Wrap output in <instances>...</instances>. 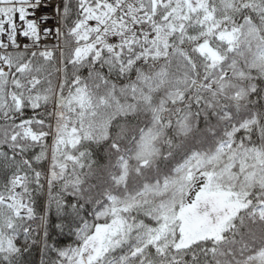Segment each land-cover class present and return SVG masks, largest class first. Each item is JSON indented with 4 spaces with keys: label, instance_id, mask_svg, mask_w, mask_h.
<instances>
[{
    "label": "trees",
    "instance_id": "16d2710c",
    "mask_svg": "<svg viewBox=\"0 0 264 264\" xmlns=\"http://www.w3.org/2000/svg\"><path fill=\"white\" fill-rule=\"evenodd\" d=\"M145 2L156 43L171 45L168 57L145 58L126 74L97 64L102 75L92 77L88 67L73 69L58 57L39 74L35 89L28 79L0 86V113L37 95L49 97L34 117L43 119L47 138L39 135L40 125L0 115V132L15 119L37 135L0 143V256L13 244L21 249L11 264H59L58 250L72 257L79 249L85 251L66 264H89L92 243L121 230L127 238L110 253L117 259L264 264V218L255 212L264 206V0ZM193 37L202 55L193 52ZM224 142L230 146L222 152ZM42 150L47 159L37 164L33 156ZM210 181L212 190L240 202L217 232L200 198L189 201L196 186ZM72 204L79 217L65 214ZM45 205L47 239L40 218ZM100 205L108 213L96 220ZM29 207L37 211L34 220L26 218ZM82 221L87 230L79 233L73 225ZM88 236L95 241L86 247Z\"/></svg>",
    "mask_w": 264,
    "mask_h": 264
},
{
    "label": "snow or ice",
    "instance_id": "6c2138e0",
    "mask_svg": "<svg viewBox=\"0 0 264 264\" xmlns=\"http://www.w3.org/2000/svg\"><path fill=\"white\" fill-rule=\"evenodd\" d=\"M110 3V0H0V86L7 88L8 81L11 80L13 87H16L24 79H28L32 83L33 89L41 83L39 74L45 70L46 65L55 61L58 57L70 64L73 69L83 67L89 68V77L102 75L96 71V65L99 64L102 68L106 67L108 73L126 74L133 69L139 70L140 63L145 58L152 57L153 59L163 56L168 57V48L170 44H165L163 48L156 43L155 36L151 40L145 39L142 43L133 39L132 42L121 43L119 40L113 41L107 47V53L97 50L95 45L88 38L85 42V31L91 29L99 21L92 19V14L99 15L105 7ZM250 18V17H249ZM264 19V17H261ZM86 26V27H85ZM151 35V33H149ZM232 41L230 40L229 43ZM183 43V40H180ZM199 43L193 37V52L202 55L196 44ZM223 59V56H221ZM207 67V65H206ZM207 79V76H205ZM75 83H80L79 72L73 76ZM18 91V89H17ZM49 91L51 89L49 88ZM83 90L76 89V93L80 94ZM255 91V89L253 90ZM48 95H37L34 101H25L22 107H17L12 113H0L5 118L9 115L20 117L19 125H40L39 135L47 138L48 133L43 131V119H35L39 108L43 105L40 101L47 103ZM76 99L71 96L70 100ZM25 109H30L32 115H28ZM15 125V126H13ZM9 125L0 132V143H6L9 139L19 143L27 141L29 137L33 141L37 139V135L32 127L23 128L15 124ZM59 124L57 125L59 131ZM231 135V133H227ZM47 159L46 153L42 150L33 156V161L37 164L43 163ZM55 168V163L51 166ZM42 173L37 171L36 183L40 185V177ZM55 177V172H52ZM52 181H49L51 185ZM62 206L58 211L63 210ZM70 212H65L67 215L79 217V209L76 204L68 205ZM48 205H45V211L41 214V223L45 227L44 238L47 239L48 232L46 230L48 221L45 216L48 214ZM108 209L104 205H100L94 211L96 220L106 216ZM37 211L34 207L26 209V218L34 220ZM25 217H19L23 220ZM123 224V221H120ZM57 227L62 231L65 225L59 223ZM73 227L79 233H84L87 230V223H76ZM128 231H131L129 226ZM27 236V229H25ZM120 238H117V237ZM127 238V233L121 230L120 232H111L104 239L99 241V245L95 242L91 245V250L88 254L89 264H144L139 257L136 261H127L126 257L114 258L110 255L122 243V240ZM89 241H95V238L88 236L84 240L86 247ZM55 249V246H54ZM19 246L13 244V251L0 256V264H11V257L20 254ZM85 249L73 250L72 257L78 254H83ZM140 251V249H137ZM57 255L61 258L59 264H66V260L72 259L67 253L62 250L57 251ZM136 257V252L132 253ZM73 264H81L80 261H73Z\"/></svg>",
    "mask_w": 264,
    "mask_h": 264
},
{
    "label": "built area",
    "instance_id": "2783aa9c",
    "mask_svg": "<svg viewBox=\"0 0 264 264\" xmlns=\"http://www.w3.org/2000/svg\"><path fill=\"white\" fill-rule=\"evenodd\" d=\"M109 4L113 9L111 18L116 20L123 19L126 28L119 32H111L104 35L105 42L108 45L115 40H119L121 43L132 42L134 38L142 43L145 38L152 37V33L149 35L144 24L147 16L140 12L142 4L139 0H110ZM91 30L95 33L94 37L102 36L105 32H109V24L94 25ZM85 33L90 37V29H87Z\"/></svg>",
    "mask_w": 264,
    "mask_h": 264
},
{
    "label": "rangeland",
    "instance_id": "374dc122",
    "mask_svg": "<svg viewBox=\"0 0 264 264\" xmlns=\"http://www.w3.org/2000/svg\"><path fill=\"white\" fill-rule=\"evenodd\" d=\"M98 46V44L96 45ZM28 87L33 90V85L32 83L28 82ZM230 146L229 142H224L220 146V150L224 152L227 150ZM184 175V174H183ZM184 181L186 177L179 178ZM21 178L18 177L16 179V183L20 184ZM202 181H200L197 184H202ZM202 189H200V185L196 186L194 188L195 192L194 194L191 195L192 198L196 197L199 199L200 203L204 205L207 209V212L213 215V227H215L216 232L220 230V228L226 223L228 218L234 214L236 209L240 207V202L238 199L229 197L230 195L228 193H217L216 191L212 190L214 185L211 181L210 182H205ZM183 189V186H182ZM256 213H259L262 218H264V206H260L257 210H255Z\"/></svg>",
    "mask_w": 264,
    "mask_h": 264
},
{
    "label": "bare ground",
    "instance_id": "6f19581e",
    "mask_svg": "<svg viewBox=\"0 0 264 264\" xmlns=\"http://www.w3.org/2000/svg\"><path fill=\"white\" fill-rule=\"evenodd\" d=\"M145 15L148 17L149 16V12L148 11H145Z\"/></svg>",
    "mask_w": 264,
    "mask_h": 264
}]
</instances>
